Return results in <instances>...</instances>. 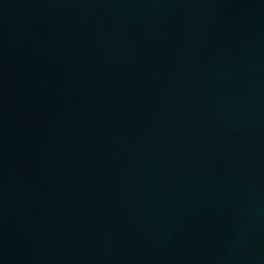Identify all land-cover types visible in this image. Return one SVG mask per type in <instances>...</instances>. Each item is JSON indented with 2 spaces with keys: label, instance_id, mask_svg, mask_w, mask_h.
I'll return each instance as SVG.
<instances>
[{
  "label": "water",
  "instance_id": "1",
  "mask_svg": "<svg viewBox=\"0 0 264 264\" xmlns=\"http://www.w3.org/2000/svg\"><path fill=\"white\" fill-rule=\"evenodd\" d=\"M0 264H264V0H0Z\"/></svg>",
  "mask_w": 264,
  "mask_h": 264
}]
</instances>
